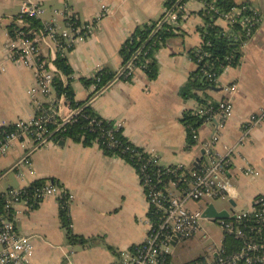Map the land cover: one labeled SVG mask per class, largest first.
I'll return each mask as SVG.
<instances>
[{"label": "crops", "instance_id": "obj_1", "mask_svg": "<svg viewBox=\"0 0 264 264\" xmlns=\"http://www.w3.org/2000/svg\"><path fill=\"white\" fill-rule=\"evenodd\" d=\"M42 7L40 22L56 20L63 27L61 13L69 10L81 23H91L93 33L65 53L75 79L71 82L76 101L88 98L90 90L81 82L100 69L118 72L122 67L119 49L125 39L143 24L157 20L164 11L165 0H37ZM248 2L259 17L254 35L243 45L242 56L234 67L226 68L212 89L194 91L218 102L225 95L223 88L236 84L232 97L233 113L222 129L205 123L198 128L200 141L217 131L215 149L224 153L234 147L231 170L237 188L239 209H247L253 197L264 193V122L254 128L249 138L240 143L242 125L251 115L264 109V0ZM109 13L100 19L102 6ZM203 4L198 0L186 3L185 15L176 24L174 36L156 52L157 77L148 80L136 71L130 81L111 83L91 103L104 119L113 120L123 129L125 137L144 152L156 155L162 165L192 168L201 148L189 146L183 113L195 111L196 98H182L180 90L188 83L196 65L189 53L200 46ZM19 10V0H0V129L18 120L30 119L35 111L28 91L35 84L32 69L8 58L5 43L8 27ZM216 24L226 29L218 19ZM47 55V51H44ZM45 100L41 96H36ZM60 142V141H59ZM35 149L29 164L19 170L11 168L21 159L20 143L0 156V193L8 188H23L43 180L72 196L69 219L72 233L88 242L70 244L59 218L55 197L15 217L20 234L33 237L34 254L31 264H115L122 251L141 244L146 235V201L134 168L119 157H110L96 146L64 139ZM251 165L261 175L245 178L240 173ZM53 182V183H51ZM68 256V258H66ZM171 260L174 263L176 257Z\"/></svg>", "mask_w": 264, "mask_h": 264}, {"label": "built area", "instance_id": "obj_2", "mask_svg": "<svg viewBox=\"0 0 264 264\" xmlns=\"http://www.w3.org/2000/svg\"><path fill=\"white\" fill-rule=\"evenodd\" d=\"M168 0H165V2ZM186 3H177L168 10L163 21L176 25L185 15ZM233 8L232 12L220 17L226 25L234 14L240 10ZM43 10L37 0H19V10L13 20V31H7L5 48L8 58L15 63L30 68L34 72L35 84L28 91L33 99L35 111L33 116L26 120H18L12 125L0 129V156L20 143L24 148L21 159L11 168L19 170L29 164V156L37 148L55 142L52 134L65 124L73 121L80 109L69 107L64 95L56 96L53 87V78L61 75L55 67L56 55L73 48L76 43L84 41L93 33L91 23H81L71 11L61 13L63 27L56 20L50 23L40 22L38 29L30 27V21L39 20ZM109 13L108 7L102 6L101 17ZM252 18L247 17L240 21L247 34ZM47 51V55L44 54ZM133 60V59H132ZM130 60L125 67L117 72V77L110 82L127 79L134 76L136 71H142L134 66ZM4 68L0 65V70ZM143 72V71H142ZM210 77V76H209ZM72 80L75 79L71 75ZM216 83L217 80L215 79ZM105 88L96 91L88 100L90 104ZM92 85L90 91H94ZM236 84L223 88L224 97L218 102L208 101L204 107L195 111L206 116L205 123L214 124L216 130L222 129L227 119L233 113L232 97L236 93ZM41 96L45 100H40ZM264 122V109L250 116L242 125L240 143L249 138L255 127ZM54 125L50 130L48 125ZM118 126V125H117ZM11 128L7 130V128ZM119 127V126H118ZM191 138L197 146L203 149L201 160L197 167L186 168L182 165H162L159 158L149 154L148 161L142 163L137 172L141 191L146 201V235L141 244L135 245L128 251H122L115 264H264V193L252 198L247 209H239L237 200L239 194L232 182L235 176L231 170L234 147H226L220 154L215 149L217 131L209 139L200 141L198 129L192 131ZM245 178H259L261 173L251 165H246L241 173ZM8 188L0 193V264H31L34 254L33 237L20 234L15 225V217L25 210H29L41 201L55 197L58 204L69 206L72 196L56 186L43 183L32 188ZM219 199L227 201V207L217 209L213 202ZM234 202V205L230 203ZM204 201V207L195 210L189 205H196ZM212 204L217 212L224 211L227 218L203 217L204 210ZM19 206L23 207V211ZM202 221L208 224H219L223 240L221 245L212 242L203 256L189 262L174 263L171 258L170 247L177 243L193 238L201 229ZM232 238L239 245L228 251L225 239ZM203 240H211L203 236ZM68 258V256H66ZM66 264H72L67 260Z\"/></svg>", "mask_w": 264, "mask_h": 264}, {"label": "trees", "instance_id": "obj_3", "mask_svg": "<svg viewBox=\"0 0 264 264\" xmlns=\"http://www.w3.org/2000/svg\"><path fill=\"white\" fill-rule=\"evenodd\" d=\"M189 0H168L164 3V7L168 10L173 9L177 3H187ZM203 4L200 12L203 18V26L199 29L201 32V44L197 48L190 51V59L195 63V70L189 75L188 83L180 90V96L186 98H196L200 103V107L207 105L211 101L206 96L200 98L194 91H205L216 86L214 80L218 79L220 74L228 68L238 64L242 56L243 45L254 35L260 20L259 15L253 11L248 2L237 4L234 0H198ZM239 14H234L226 25V29L216 24V21L232 12L233 8H242ZM166 13L157 19L137 27L122 43L119 49V55L122 61V67L132 60L136 68L141 69L148 80H154L157 77V61L155 54L164 45L167 39L174 36L177 27L163 21ZM252 18V23L248 26L250 33L247 34L240 21L247 17ZM180 20V19H179ZM178 20V21H179ZM31 28H40L39 20L30 21ZM13 31V25L8 27V32ZM68 48L67 51H70ZM66 51V52H67ZM66 52H59L56 55L55 67L58 72L66 78L61 79L59 75L53 78V87L56 96L64 95L68 105L72 109H80V112L73 118L69 124H65L58 131L53 132L52 138L55 142L62 139H69L73 142L81 143L84 146L96 145L104 155L110 157H119L126 163L130 164L136 173L142 163L148 161L149 156L140 147L132 144L124 135L123 129L117 126L113 120L102 118L91 107L88 100L92 95L105 88L110 82L117 77V72L107 69L98 70L93 77L89 79H81L82 84L90 90L91 86H95L94 91L89 92V96L84 101H76L74 91L71 87L73 81L71 75L73 71L65 57ZM121 67V68H122ZM210 76V77H209ZM120 80V77L118 78ZM131 77L121 81H130ZM212 106L216 104L212 101ZM206 116L199 115L196 111H186L183 113L181 122L186 129V142L188 147L193 145L191 138L192 131L198 129L205 121ZM50 130L54 129V125H48ZM12 128V127H11ZM10 127L7 130L11 129ZM4 129V128H2ZM43 180L33 182L27 189L29 192L36 186L43 185ZM53 183V182H51ZM69 207L59 204V218L61 225L67 233L68 242L70 244L79 243L86 245L88 240L78 237L72 233L71 222L69 219ZM230 243L225 245L228 251L237 247L238 242L232 238Z\"/></svg>", "mask_w": 264, "mask_h": 264}, {"label": "rangeland", "instance_id": "obj_4", "mask_svg": "<svg viewBox=\"0 0 264 264\" xmlns=\"http://www.w3.org/2000/svg\"><path fill=\"white\" fill-rule=\"evenodd\" d=\"M233 184L236 185L234 182ZM3 185H5L4 181L0 183V190L3 188ZM241 196L239 195L240 198ZM204 204V201H200L196 205L190 204L189 208L195 210L197 208L204 207ZM213 204L217 209H223L227 207V201L225 199L216 200L213 202ZM202 227L203 229H201L193 238L181 241L174 247H170L171 255L176 257V261L186 263L203 256L205 250L212 245V242H214L216 245H221L223 233L219 224H208L202 221ZM203 236H209L211 240L205 241L203 240ZM225 242L230 243L231 241L228 239Z\"/></svg>", "mask_w": 264, "mask_h": 264}, {"label": "water", "instance_id": "obj_5", "mask_svg": "<svg viewBox=\"0 0 264 264\" xmlns=\"http://www.w3.org/2000/svg\"><path fill=\"white\" fill-rule=\"evenodd\" d=\"M64 142V139L60 140V144H63ZM204 151L203 149L200 150V154H203ZM201 160V157H197L193 163V166L194 167H197V163ZM230 203L232 205H234V202L230 200ZM203 217H206V218H215V219H219V218H227L228 215L226 212L224 211H221V212H217L214 208V206L212 204L208 205V207L204 210L203 212Z\"/></svg>", "mask_w": 264, "mask_h": 264}]
</instances>
